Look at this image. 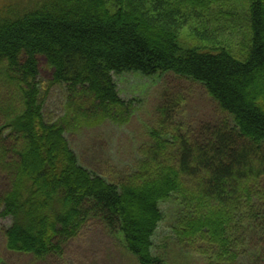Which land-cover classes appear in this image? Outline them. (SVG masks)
I'll list each match as a JSON object with an SVG mask.
<instances>
[{
	"label": "trees",
	"instance_id": "1",
	"mask_svg": "<svg viewBox=\"0 0 264 264\" xmlns=\"http://www.w3.org/2000/svg\"><path fill=\"white\" fill-rule=\"evenodd\" d=\"M241 5L240 18L231 0L0 6V168L10 179L0 217L11 218L9 250L62 255L96 218L138 264H160L154 236L165 219L161 204L171 200L175 233L208 264L246 256L252 233L264 241V0ZM39 56L73 110L57 121L44 114ZM130 72L200 82L223 115L197 134L151 130L132 169L111 181L80 164L66 133L70 116L87 125L123 122L134 102L121 97L114 76ZM261 243L252 254L262 255Z\"/></svg>",
	"mask_w": 264,
	"mask_h": 264
},
{
	"label": "rangeland",
	"instance_id": "2",
	"mask_svg": "<svg viewBox=\"0 0 264 264\" xmlns=\"http://www.w3.org/2000/svg\"><path fill=\"white\" fill-rule=\"evenodd\" d=\"M16 0H0V6ZM31 4L34 0H23ZM238 10L237 18L244 15L245 0H231ZM241 24V20H235ZM226 33L230 32L226 27ZM228 36V34H224ZM22 60L25 55H22ZM123 99L133 101V107L123 122L106 120L95 125L71 117L66 133L80 164L103 175L108 180L122 179L133 167L139 148L150 141L153 129L182 131L197 134L202 125L216 123L222 112L209 96L205 87L196 81L172 72L155 77L139 73L114 76ZM39 80L48 88L44 114L48 120H60L68 112L65 87L52 84L53 68L44 56H39ZM162 106L169 108L163 113ZM68 115V114H67ZM10 186L7 173L0 168V195ZM165 219L154 236V253L162 257L160 264H208L196 246L182 242L175 233L178 226V203L171 200L161 204ZM11 218L0 217V264H138L136 258L125 248L118 233H111L100 220L87 221L80 233L64 244L62 255L51 254L38 259L32 254L9 250L6 246L5 229ZM252 243L246 256L234 264H264L262 255L252 254L259 236L251 235ZM264 246V241L261 243Z\"/></svg>",
	"mask_w": 264,
	"mask_h": 264
},
{
	"label": "bare ground",
	"instance_id": "3",
	"mask_svg": "<svg viewBox=\"0 0 264 264\" xmlns=\"http://www.w3.org/2000/svg\"><path fill=\"white\" fill-rule=\"evenodd\" d=\"M122 75V74H120ZM116 76V75H115ZM194 81V80H193ZM197 82V81H196ZM200 83V82H199ZM203 85V84H202ZM204 86V85H203ZM205 87V86H204ZM206 89V88H205ZM207 91V90H206ZM208 93V92H207ZM182 133H186V131H182Z\"/></svg>",
	"mask_w": 264,
	"mask_h": 264
}]
</instances>
